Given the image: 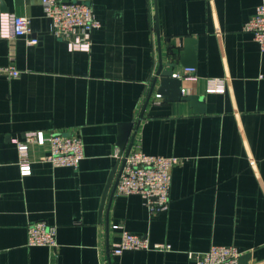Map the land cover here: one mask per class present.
<instances>
[{"label": "crops", "instance_id": "obj_1", "mask_svg": "<svg viewBox=\"0 0 264 264\" xmlns=\"http://www.w3.org/2000/svg\"><path fill=\"white\" fill-rule=\"evenodd\" d=\"M82 1L100 22L89 52L52 35L40 0H0V31L2 15L26 16L37 39L0 35V66L21 72L0 77V264H194L212 245L236 247L238 264H264V53L242 31L264 0ZM189 38L195 79L179 78L180 99H164L153 75L169 62L183 74ZM208 79L223 91L210 92ZM128 122L131 150L179 159L164 212L138 194L111 195L118 170L102 201ZM30 131L76 133L84 158L53 167L40 161L49 145H33L21 175L14 142ZM35 221L55 228L56 248L27 245ZM122 230L170 249L114 256Z\"/></svg>", "mask_w": 264, "mask_h": 264}, {"label": "built area", "instance_id": "obj_2", "mask_svg": "<svg viewBox=\"0 0 264 264\" xmlns=\"http://www.w3.org/2000/svg\"><path fill=\"white\" fill-rule=\"evenodd\" d=\"M44 15L50 20L51 32L55 38L62 40L69 51L89 52L91 34L100 27L94 17L91 6L82 0H40ZM2 37L25 38L27 45H35L36 38H29L31 21L26 16L14 14L2 15ZM5 27L8 29L5 30ZM242 31L249 33L259 49L264 53V5L255 8L254 14L242 26ZM195 69L184 68L183 74H174L176 78L194 80ZM21 72L12 65L0 66V77L10 80L20 77ZM207 88L210 92H222L223 81L208 79ZM17 149V166L21 175L31 172L32 162L29 159L31 146L49 145V154L40 157L53 167H69L76 169L84 158L81 137L74 134L41 131H30L23 134L21 140L14 142ZM118 152V151H117ZM116 152V153H117ZM115 157L119 160L121 171L115 187V195L124 197L138 194L144 200L150 213L164 212L170 201L171 171L179 159L161 155L145 154L141 150H130L127 155ZM1 198V196H0ZM120 228V227H114ZM27 245L56 248L55 228L45 221H35L27 227ZM166 244H152L145 236L131 234L125 230L120 233L119 241L113 244L111 253L119 256L129 250L168 251ZM241 252L229 245H212L205 253L193 257L194 264H238Z\"/></svg>", "mask_w": 264, "mask_h": 264}, {"label": "water", "instance_id": "obj_3", "mask_svg": "<svg viewBox=\"0 0 264 264\" xmlns=\"http://www.w3.org/2000/svg\"><path fill=\"white\" fill-rule=\"evenodd\" d=\"M179 64L183 68L195 67V45L190 38L187 41H184V51L179 58ZM177 67V63L174 62L167 63L165 67H163L162 64H159L152 78V89L156 87L157 93L161 95L164 99L170 101L180 99L181 80L173 76L174 74H176L175 69ZM182 100H188L192 104H197L198 102V98H196V96H186L183 97ZM132 127V122L120 124L118 126L117 146L119 148V157H121L122 155H127L128 152L131 150V146L134 140V133L131 135ZM121 167L122 165L119 167L118 160L112 172L110 173L107 186L102 198L103 202L105 201L108 190L112 184V179L116 171L118 170L117 179L114 184V187H116ZM114 191L115 188H113V190L111 191V195L114 194Z\"/></svg>", "mask_w": 264, "mask_h": 264}]
</instances>
